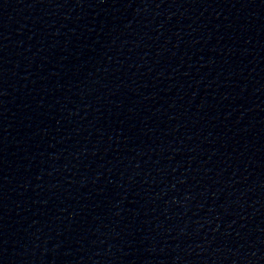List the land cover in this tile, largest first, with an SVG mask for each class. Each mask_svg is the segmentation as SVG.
<instances>
[{
    "label": "water",
    "instance_id": "obj_1",
    "mask_svg": "<svg viewBox=\"0 0 264 264\" xmlns=\"http://www.w3.org/2000/svg\"><path fill=\"white\" fill-rule=\"evenodd\" d=\"M0 264H264V0H0Z\"/></svg>",
    "mask_w": 264,
    "mask_h": 264
}]
</instances>
